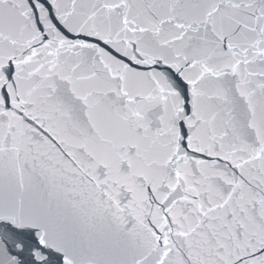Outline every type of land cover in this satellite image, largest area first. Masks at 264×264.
<instances>
[{
	"label": "snow or ice",
	"instance_id": "snow-or-ice-1",
	"mask_svg": "<svg viewBox=\"0 0 264 264\" xmlns=\"http://www.w3.org/2000/svg\"><path fill=\"white\" fill-rule=\"evenodd\" d=\"M0 264H264V0H0Z\"/></svg>",
	"mask_w": 264,
	"mask_h": 264
}]
</instances>
